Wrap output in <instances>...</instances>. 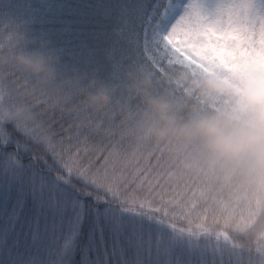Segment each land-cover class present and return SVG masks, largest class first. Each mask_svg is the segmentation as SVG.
Listing matches in <instances>:
<instances>
[{
	"label": "snow or ice",
	"instance_id": "obj_1",
	"mask_svg": "<svg viewBox=\"0 0 264 264\" xmlns=\"http://www.w3.org/2000/svg\"><path fill=\"white\" fill-rule=\"evenodd\" d=\"M0 36L47 44L69 81L120 87L142 71L174 92L181 70L227 81L264 59V0H0ZM114 118L81 104L39 131L0 122V264H257L234 209L189 211L130 186L126 149L101 135Z\"/></svg>",
	"mask_w": 264,
	"mask_h": 264
},
{
	"label": "trees",
	"instance_id": "obj_2",
	"mask_svg": "<svg viewBox=\"0 0 264 264\" xmlns=\"http://www.w3.org/2000/svg\"><path fill=\"white\" fill-rule=\"evenodd\" d=\"M34 50L32 45H16L0 36V112L5 108L20 112L11 121L34 126L38 131L51 120L60 119L64 111L81 104L91 113L115 112L114 121L104 124L101 135L106 142L126 149L119 164L132 188L158 203L163 201L189 211L220 215L225 209H234L230 218L234 234L253 250L257 264H264V257L256 253L257 248L264 249V169L250 160H222L209 168L206 154L198 144L186 143L171 134L161 135L168 128V121L182 125L198 115L221 109L222 106L211 105L199 91H192V84L198 79L189 80L190 76L181 70L176 75L178 82H173L176 90L160 92L142 71L130 73L120 87H113L69 81L61 76L58 67L53 80H41L26 73L15 61L17 54ZM181 76L187 77L182 85ZM145 80L151 81L147 94ZM98 86L113 90L115 95L109 106L95 109L85 102L84 90L95 92ZM149 98L169 106L166 119L151 108ZM11 121L0 118V122Z\"/></svg>",
	"mask_w": 264,
	"mask_h": 264
},
{
	"label": "clouds",
	"instance_id": "obj_3",
	"mask_svg": "<svg viewBox=\"0 0 264 264\" xmlns=\"http://www.w3.org/2000/svg\"><path fill=\"white\" fill-rule=\"evenodd\" d=\"M48 48L44 44L41 49L21 52L15 61L33 77L51 81L57 74L59 61ZM186 80V76H181V83ZM150 87L151 81L145 80V94ZM192 87L201 94L221 99L223 106L214 114L198 115L186 124L168 121V128L161 135L171 134L186 143L198 144L206 154L205 164L209 168L222 160H250L264 169V74L242 72L231 82L208 79L203 84L193 82ZM114 95L105 86L96 87L95 92L84 90L85 102L95 109L109 106ZM148 103L162 118H167V104L154 98H149ZM18 115L20 112L13 113L7 108L0 112V118L9 121Z\"/></svg>",
	"mask_w": 264,
	"mask_h": 264
},
{
	"label": "rangeland",
	"instance_id": "obj_4",
	"mask_svg": "<svg viewBox=\"0 0 264 264\" xmlns=\"http://www.w3.org/2000/svg\"><path fill=\"white\" fill-rule=\"evenodd\" d=\"M261 70H264V59H260V60L256 61L254 66L253 65H249V64H236L232 68V73H234V78L225 81L221 76H217V75L204 74V75H201V76H194V75H192L191 71L185 69L186 73L190 76L188 79L189 80H192V78L194 80L198 79L199 80V82H198L199 84H203L204 81L208 80V79H215L218 82H231V81L235 80L236 77L242 72H252V71H257L258 72V71H261ZM175 78L176 79H174V81H177V76ZM181 85H182V83H181ZM192 91L194 93L196 91H199V95H201L204 98L206 97V99H208L211 102V105H213V106L215 105L216 107H219V106H223V104H224L223 102L221 103V101H222L221 99L215 98V97L210 96L208 94H201V91L199 89H193ZM137 191H138L139 195L143 196V194H141L139 190H137Z\"/></svg>",
	"mask_w": 264,
	"mask_h": 264
}]
</instances>
